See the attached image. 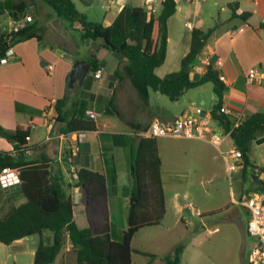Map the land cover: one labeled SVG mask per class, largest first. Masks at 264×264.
Returning <instances> with one entry per match:
<instances>
[{
    "label": "crops",
    "instance_id": "crops-1",
    "mask_svg": "<svg viewBox=\"0 0 264 264\" xmlns=\"http://www.w3.org/2000/svg\"><path fill=\"white\" fill-rule=\"evenodd\" d=\"M182 1L184 6H177L175 14L168 20V52L172 40L171 28L173 24L179 30L180 24H183V27L187 28L189 32L188 34L181 32V37H178L174 32L178 41L187 43L186 49L180 54V59H182L189 51L191 43L192 28L187 24L191 22L195 27L207 29L220 19L222 24L212 34L200 56L198 65L203 70L198 72L204 73L205 65L214 59V67L227 78V83H225L227 90L224 93L223 104L231 110L232 113L228 115L231 120L235 119V114L238 112H243L246 118L256 111L264 110V85L259 83L248 85L246 83L248 69L264 60V0H213L216 7L205 17L199 4L200 0L197 3L188 0ZM232 2H237L241 11L251 12L248 21L231 18L229 3ZM114 3L116 5L114 15L112 18L104 20L105 25L111 24L123 6L131 3V0H116ZM139 4H142L141 1ZM84 14L89 21H93L88 14ZM30 19L35 21L37 16H31ZM15 22L10 18L7 23L8 28L0 25V29L10 31L16 27ZM67 28L69 29L68 25L59 23L55 29L56 32L45 29L41 40L34 37L16 43L12 47L13 59L7 63L0 62V124L5 128L15 129L19 124H32L33 120L38 122L33 125L29 141L31 145L38 147L30 152V158L46 157L49 159L52 172L64 176L65 185L77 203L74 211L75 218L81 226L88 224L85 208L86 194L84 189L77 185L75 170L86 167L92 171L106 174L110 219L114 224H120V227L122 225L123 228H126L132 187L130 147L140 136V131L126 124L112 111L110 107L112 98L126 117L136 122L144 130L148 129L154 119L172 121L184 113L191 112L197 106L202 107L211 116L212 125L217 128L219 122L213 119L212 110L218 102V98L212 84V96L208 105H205L207 99L202 96L204 89L187 95L189 90L204 88V86L186 90L175 101L168 97L170 101L162 104V93L150 91L149 96L145 97L135 87L131 79H120L116 76L106 79V64L100 59H98V63L99 69L102 70V77L96 78L95 72L91 69L82 81L78 79L74 85H71L69 77L73 62L65 58L64 54L68 53L78 57L76 55L78 48L77 44L73 46L74 42L71 35L67 34ZM63 32L65 35L62 34ZM97 46L101 49L104 48L102 41L98 42ZM88 54H90V60L88 58L77 59L91 64L92 51L84 54V57H88ZM218 59L223 61V65L220 67L217 65ZM122 61L124 65V58ZM51 65L53 68L49 67ZM177 69L175 68L174 71ZM62 98H66L64 109L70 117L88 115L90 110L96 111L98 114L94 119L96 128L83 132V140L79 143L77 155L71 154V147L75 143V132L73 134L62 132L63 123L56 119V102ZM46 111L50 113L49 119L45 117ZM157 138L163 160L165 186L162 139L159 138H169V136ZM228 139L235 146L234 140L231 138H227L223 142ZM0 149L13 151V145L7 139L0 137ZM120 155L124 159L123 166H120ZM253 163L260 169L264 167L256 162ZM246 169L239 170L246 171ZM115 171L116 175H113ZM258 181L263 182L262 180ZM255 192L260 193L258 190ZM26 200L19 179L12 185L4 186L3 191H0V218L5 217L11 211L12 202L17 201L18 204L15 206H18ZM145 228L147 227L140 229L137 234ZM137 234L132 240V246ZM35 235H37L36 239H32L34 238L32 235L18 239L9 245H0V264H6L8 258L13 259V264H33L39 242L42 239L48 244L53 242V234L49 231L44 232L43 235ZM134 248L148 251L141 247L134 246ZM152 253L162 255L161 252L153 251ZM137 254L140 253H133L132 264H155L158 258L162 259L161 256H158L149 262V257L145 255L147 259L144 262L135 263ZM51 264H77V255L69 240Z\"/></svg>",
    "mask_w": 264,
    "mask_h": 264
},
{
    "label": "trees",
    "instance_id": "trees-1",
    "mask_svg": "<svg viewBox=\"0 0 264 264\" xmlns=\"http://www.w3.org/2000/svg\"><path fill=\"white\" fill-rule=\"evenodd\" d=\"M44 1L59 17L68 21L70 28L79 30L84 38H101L104 48L124 58L125 64L116 70L113 77L131 79L145 97L149 96L150 91H157L174 101L188 89L212 83L218 98L212 110V117L219 124H232L233 121L228 115L219 112L227 86L220 79L219 70L214 67V59L206 65L204 73L195 71L208 40L222 24L220 19L207 29L194 26L190 48L181 59L180 69L160 76L156 73V68L161 66L167 57L168 20L177 10L176 0H165L160 10L151 14L143 4L127 3L109 25L89 21L86 15L79 11L74 0ZM34 5V0H0V16L7 15L14 21H20L28 15L30 7ZM229 7L231 18L248 21L251 16V12L241 11L237 2L229 3ZM76 20L83 22L86 31L74 27ZM44 32V26L37 20L25 23L17 30L0 29V59L6 55L8 49L20 41L34 37L43 39ZM91 64L94 72L100 68L95 54ZM65 105L66 98L56 102V119L63 123L62 132L71 134L96 128L95 120L88 115L70 117L64 109ZM110 107L126 124L137 131L144 130L126 117L115 104L114 98ZM35 124L38 122L33 120L32 124H19L15 129H8L0 124V137L13 145V151L0 149V171L4 167L19 168L21 190L27 198L24 203L13 207L5 217L0 218V242L9 245L27 236L51 232L53 242L48 244L43 239L39 242L33 264L53 263L68 240L73 244L77 264H132L133 253L147 255L149 262L161 256L164 264H181L186 246L183 242L165 255L132 246V240L140 229L160 225L166 214L163 160L157 137L139 136L130 147L132 187L127 228L117 226L110 219L106 174L86 167L76 169L77 185L81 186L86 194L88 224L81 226L75 218L77 203L65 185L64 176L52 172L46 157L30 158V152L38 147L29 142ZM263 135L264 110L246 117L233 132L234 144L243 153L245 168L255 166L250 152L255 141ZM261 170L264 171V167H261ZM113 175H116V171Z\"/></svg>",
    "mask_w": 264,
    "mask_h": 264
},
{
    "label": "rangeland",
    "instance_id": "rangeland-1",
    "mask_svg": "<svg viewBox=\"0 0 264 264\" xmlns=\"http://www.w3.org/2000/svg\"><path fill=\"white\" fill-rule=\"evenodd\" d=\"M34 1L35 7L29 9L25 17L26 23L33 21L30 17L36 15L39 24H42L47 31L54 32L59 23L65 26L69 24L44 0ZM74 1L77 8L88 14L94 22H104L105 19L112 18L116 10L114 3L116 0L114 2L112 0ZM131 3L138 5L139 1L131 0ZM199 4L204 11V17L216 7L213 0H200ZM177 6H184V2L177 0ZM9 19L7 15H1L0 25L8 28ZM174 32L178 37H181V32L189 33L183 24H180V30L175 24L172 25L168 57L163 65L156 68V73L160 76L180 68V54L187 47V43L177 40ZM62 34L65 35L64 32ZM67 34L71 35L73 46L77 44L76 58L90 60V54L88 57H84V54L92 51L93 55L104 61L106 79L113 77L116 70L122 68L123 58L119 54L106 48H98L97 43L103 42V39L84 38L79 30L70 27L67 28ZM201 89H204L202 96L207 99L205 105H208L212 96V83H207L204 88L189 90L187 95H192L194 91ZM168 101H170L168 96L162 94V104ZM159 139H162L165 167L166 214L159 226H147L145 230L139 232L133 247L161 252L164 255L183 242L186 246L181 264H251L249 257L254 238L246 231L249 213L241 204V199L255 190L264 196V176L261 178L263 182L260 183L254 178L250 166L246 171L230 172L221 151L209 142L179 137ZM232 144L228 139L223 142L221 148L227 151L233 147ZM250 158L253 162L264 166V142L255 141ZM119 161L120 166H123L122 155L119 156ZM13 183L14 181L0 183V191H3L4 186ZM16 204L17 201L12 202L10 209ZM117 226L120 227V224ZM36 238L37 235H34L32 239ZM0 245L5 246L2 242ZM146 259L143 254L135 255V263L144 262ZM6 262L13 264V259L8 258ZM155 264H164V261L158 258Z\"/></svg>",
    "mask_w": 264,
    "mask_h": 264
},
{
    "label": "built area",
    "instance_id": "built-area-1",
    "mask_svg": "<svg viewBox=\"0 0 264 264\" xmlns=\"http://www.w3.org/2000/svg\"><path fill=\"white\" fill-rule=\"evenodd\" d=\"M147 8L149 14L157 13L163 5L165 0H139ZM198 2L199 0H188ZM255 1V0H252ZM26 18L20 21H16V27L18 29L25 25ZM188 27L193 28V23H188ZM14 51L12 48L8 49L6 55L0 59V62L7 63L13 59ZM223 61L218 59L217 65L220 67L223 65ZM208 64V63H207ZM206 64V65H207ZM205 65V67H206ZM53 68V66H49ZM203 68L199 65L196 66L195 71H201ZM94 76L96 78L102 77V70L98 69ZM220 79L227 83L225 75L220 74ZM246 83L248 85L253 83H259L264 85V60L252 65L246 73ZM219 112L225 115L231 114V110L225 104L219 108ZM88 116L96 119L98 114L96 111H88ZM45 117L49 119V111L45 112ZM245 120L243 112L235 114V119L230 126L225 124H219V127L212 125L211 116L204 111L202 107H194L189 113H184L180 117L172 121H165L160 119H154L147 130L139 132L140 136L151 137H184L190 139H200L215 145L220 151L225 161L227 162L228 170L230 172L239 169H245V162L242 151L235 145L229 150L225 151L221 148L223 141L227 138H231L235 129L241 125ZM73 134V133H72ZM75 143L71 147V154L77 155L79 151V143L83 140V132H75ZM76 171V170H75ZM253 176L261 179L264 176L263 171L255 164L252 168ZM20 174L19 168L4 167L0 171V183H11L18 181ZM20 180V179H19ZM243 204L249 213L248 222L246 225V231L249 236L254 238L249 261L251 264H264V196L258 192H251L249 195H244L241 199Z\"/></svg>",
    "mask_w": 264,
    "mask_h": 264
},
{
    "label": "water",
    "instance_id": "water-1",
    "mask_svg": "<svg viewBox=\"0 0 264 264\" xmlns=\"http://www.w3.org/2000/svg\"><path fill=\"white\" fill-rule=\"evenodd\" d=\"M74 27L81 29L82 31H86V29L84 28V24L81 20H76L74 23ZM59 51L62 52L61 50ZM64 56L65 58L73 62V68L71 70L70 77H69V83L71 85H74L78 79L82 81L90 73L91 69L93 68V65L86 63L84 60L77 59L72 54L65 53ZM256 142L257 143L264 142V135L259 137L256 140Z\"/></svg>",
    "mask_w": 264,
    "mask_h": 264
}]
</instances>
